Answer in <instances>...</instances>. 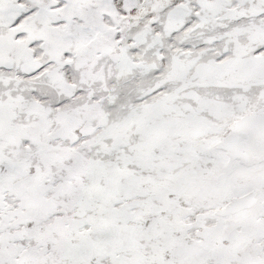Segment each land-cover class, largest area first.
Instances as JSON below:
<instances>
[{
	"label": "snow or ice",
	"instance_id": "1",
	"mask_svg": "<svg viewBox=\"0 0 264 264\" xmlns=\"http://www.w3.org/2000/svg\"><path fill=\"white\" fill-rule=\"evenodd\" d=\"M0 264H264V0H0Z\"/></svg>",
	"mask_w": 264,
	"mask_h": 264
}]
</instances>
